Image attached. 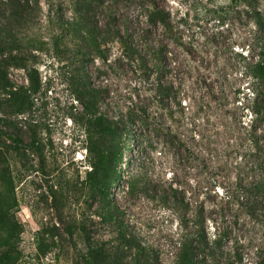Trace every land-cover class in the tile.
Here are the masks:
<instances>
[{"label":"rangeland","instance_id":"374dc122","mask_svg":"<svg viewBox=\"0 0 264 264\" xmlns=\"http://www.w3.org/2000/svg\"><path fill=\"white\" fill-rule=\"evenodd\" d=\"M117 1L122 39L108 14ZM155 2L189 20L179 43L132 0H29V24L1 6L20 34L48 43L18 64L0 59V264H176L182 236L257 174L264 114L253 122L245 65L259 60L264 0ZM158 37L171 66L165 80L177 84L169 100L156 92ZM85 84L127 126L95 138L109 164L97 174L78 93ZM120 228L144 252L121 243ZM260 238L243 237V264H253Z\"/></svg>","mask_w":264,"mask_h":264},{"label":"trees","instance_id":"16d2710c","mask_svg":"<svg viewBox=\"0 0 264 264\" xmlns=\"http://www.w3.org/2000/svg\"><path fill=\"white\" fill-rule=\"evenodd\" d=\"M132 1L149 12L146 16L147 24L163 29L172 40L180 42L189 23L186 17H181L178 20L173 19L171 12L160 6L155 0ZM240 1L252 6V0ZM1 6L3 8L9 6L14 11L12 16L17 17L18 14L25 13V18L23 19L25 24L32 22L29 0H0V9H2ZM118 6V1L114 5L108 6V14L110 15V20H112L111 23L116 27L118 39H122L124 34L118 26ZM214 11L217 14L219 23L224 22L223 15L218 8ZM257 15L256 27L261 34V39L258 40L260 49L259 60L252 63L248 62L245 65V71L253 79L252 90L254 98L251 108L252 115H254V123L261 120L264 114V10L257 12ZM86 19L85 17L82 18L84 20L82 23L86 24L83 29L87 35L96 36L95 29L88 26L90 22H85ZM123 20L134 22L129 16H126ZM138 21L141 23L140 20ZM65 26L67 27L66 24ZM140 30V35L143 36L146 35L145 33L152 32L144 28ZM54 39L55 47H60V38L56 37ZM47 43L32 36H23L15 26L7 22L6 11L5 13H0V59L4 64L7 63L8 66L18 64L25 59L28 50H43ZM156 46V92L163 99L169 100L177 84L173 81L168 82L165 80V74L171 66L167 58L164 40L158 37ZM127 49L130 50L131 48L128 47ZM3 78L0 74V81ZM78 93H80L79 99L84 108L86 134L89 141L87 148L90 154H94L95 158L92 162L90 174H97L106 170L109 164L103 146L95 138L122 135L127 126L122 118H111L104 112L99 90L85 84L84 89L79 90ZM253 144V150L258 151L260 143L255 138L253 139ZM254 165L255 168H259L257 174H248L246 177H241L231 192H227V196L218 206V209L214 208L215 214H219V217L215 214L214 216L213 213L208 220L203 217L199 222L194 223L195 230L189 231L182 236L179 242V256L176 264H243L245 260L244 254L239 251H241V247L245 246L242 241L248 231H254L255 235L261 236L260 243L256 246L258 253L252 263L264 264V160L258 159ZM107 215L112 216V214ZM113 218L112 216L111 219ZM207 222L213 224L212 229L215 232L211 231V228L207 226ZM118 239L124 245L136 248L140 252L145 250L123 228L118 230ZM228 241L236 244V246L228 250L226 244Z\"/></svg>","mask_w":264,"mask_h":264}]
</instances>
